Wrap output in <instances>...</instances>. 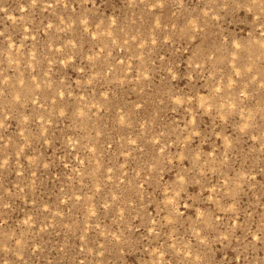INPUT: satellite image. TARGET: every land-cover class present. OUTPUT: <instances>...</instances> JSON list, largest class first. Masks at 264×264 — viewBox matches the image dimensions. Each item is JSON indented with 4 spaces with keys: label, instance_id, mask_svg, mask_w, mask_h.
<instances>
[{
    "label": "rangeland",
    "instance_id": "1",
    "mask_svg": "<svg viewBox=\"0 0 264 264\" xmlns=\"http://www.w3.org/2000/svg\"><path fill=\"white\" fill-rule=\"evenodd\" d=\"M0 264H264V0H0Z\"/></svg>",
    "mask_w": 264,
    "mask_h": 264
}]
</instances>
